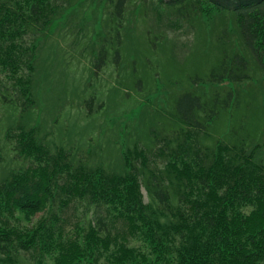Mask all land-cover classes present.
Masks as SVG:
<instances>
[{"label": "trees", "instance_id": "obj_1", "mask_svg": "<svg viewBox=\"0 0 264 264\" xmlns=\"http://www.w3.org/2000/svg\"><path fill=\"white\" fill-rule=\"evenodd\" d=\"M78 1L0 0V74L7 78H0V107H5V118L0 115V164L6 149L14 154L11 161L29 160L23 168L0 169V262L15 264L12 258L26 253L33 264H43L45 258L51 264H130L136 258L143 263L146 256L128 248L124 240L110 241V219L112 225L118 219L130 234L150 238L158 260L166 259L165 264H264L262 130L243 135L241 120L227 141L210 138L207 130L226 117L231 105L230 100L213 98L219 90L209 97L199 92L204 99L186 92L185 100L178 101L176 123L172 128L165 123L157 138L161 145L156 149L170 158L158 170L137 146L126 150L118 169L74 162L64 147L52 149L45 136L38 135L37 124L28 125L35 103L40 34ZM134 1L146 14L147 8L159 12L157 8L165 6L186 22L199 19L195 8L204 3L209 9L199 16L206 14L211 25L232 21L229 30L225 26L217 32L222 50L218 62L200 78L218 84L222 92L226 82L234 85L264 73V0ZM124 7L125 0L115 1L108 15L111 30L114 21L123 18ZM226 44L234 53H228ZM106 54V46H100L91 62L96 73L105 65ZM113 55L116 69L123 68L117 49ZM227 94L229 99L232 91ZM93 98L84 101L86 109ZM239 104L236 100L233 109ZM259 107L264 117L263 104ZM152 131L149 141L154 139ZM78 205L81 215L69 222L65 212L76 211ZM15 212L31 226L12 224L9 218H16ZM104 252L106 262L99 263Z\"/></svg>", "mask_w": 264, "mask_h": 264}, {"label": "rangeland", "instance_id": "obj_2", "mask_svg": "<svg viewBox=\"0 0 264 264\" xmlns=\"http://www.w3.org/2000/svg\"><path fill=\"white\" fill-rule=\"evenodd\" d=\"M115 1L112 5L108 0H79L61 18L54 20L45 34H40L36 51L35 103L28 125L37 124L38 135L45 136L44 140L52 149L62 146L69 151L74 162L82 160L86 165H99L109 170L120 168L126 150L137 146L144 150L151 168L162 169L170 158L160 154L155 146L161 145L158 137L162 135L165 123H169L170 128L176 123V113L180 110L178 101L186 92L198 96L204 93L209 97L216 90L221 94L214 93L213 98L230 100L231 105L225 109L226 117L214 122L207 130L210 138L227 141L230 131L239 130L241 120L244 122L241 134L250 131L259 134L261 128V138H264V117L259 107V104L264 107V73L259 71L257 77L234 85L226 82L222 84L224 92L218 84L200 79L208 76L220 58L222 50L217 32L225 26L229 30L232 21L211 25L206 14L200 17L209 9L204 3L197 10L195 8L199 19L188 20V23L194 22L189 25L184 19L169 14L165 6L158 7L159 12L147 8L146 14L139 1L125 0L124 16L114 21L111 30L108 15ZM152 2L156 3V0ZM156 12L158 19L155 18ZM102 45L106 46L107 60L96 73L91 62ZM226 47L228 53H234L228 44ZM116 49L123 68L116 69L113 62ZM237 51L241 52V47L238 46ZM0 78L7 79L2 74ZM229 90L232 94L228 99ZM93 96L94 101L86 109L84 101ZM236 100L240 104L233 109ZM4 112L5 107H0L3 118ZM229 112L234 115L233 120ZM151 129L154 139L149 141L146 138ZM208 139L202 141L207 143ZM13 155L7 149L4 151L0 169L28 165V159L11 161L15 159ZM141 192L147 201L144 187ZM82 209L81 205L76 211L69 208L65 212L68 221H74L75 214L81 215ZM248 210L246 207L243 212ZM15 214L17 219L9 218L12 224L22 228L31 226L19 212ZM40 215L38 213L35 217ZM110 221L113 233L110 241L114 237L121 238L128 248L134 247L136 252L146 256L143 263L136 258L130 264H165L166 259L161 257L158 260L150 238H141L138 232L130 234L118 219L113 220V225L112 219ZM69 222L68 230L73 235L74 229ZM105 256L106 252L98 262L105 263ZM12 259L14 263L17 261L15 264H33V258L26 253ZM51 263L50 258L43 262Z\"/></svg>", "mask_w": 264, "mask_h": 264}]
</instances>
